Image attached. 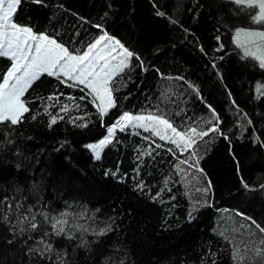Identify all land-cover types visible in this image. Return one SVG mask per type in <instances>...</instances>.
<instances>
[{
    "label": "trees",
    "instance_id": "1",
    "mask_svg": "<svg viewBox=\"0 0 264 264\" xmlns=\"http://www.w3.org/2000/svg\"><path fill=\"white\" fill-rule=\"evenodd\" d=\"M255 13L232 0H21L14 22L70 52L106 32L140 60L116 77L103 120L80 87L44 74L23 97L22 123L0 125V264H264V69L232 39L239 27L264 29ZM10 66L0 57V81ZM209 106L220 132L195 146L202 171L143 129L117 130L98 160L85 147L124 112L205 130ZM33 214L39 227L21 232L18 219ZM51 218L66 231L55 235ZM45 233L52 251L40 255Z\"/></svg>",
    "mask_w": 264,
    "mask_h": 264
},
{
    "label": "snow or ice",
    "instance_id": "2",
    "mask_svg": "<svg viewBox=\"0 0 264 264\" xmlns=\"http://www.w3.org/2000/svg\"><path fill=\"white\" fill-rule=\"evenodd\" d=\"M35 2L41 3V0H35ZM232 2L249 9L258 8L259 11L252 17V20L257 24L264 23V0H232ZM20 4L21 0H0V57H7L11 61L10 68L2 74L3 79L0 81V125L11 127L22 123L24 114L29 112L27 102L23 97L44 74L55 77L70 87H80V90L86 93V96H81L80 99L84 100L90 97V103L96 108L97 114L103 120L110 110L116 107L113 95L116 90L114 87L116 77L129 67L133 58L139 61L140 57L106 32H102L98 38L90 42L86 50H82L79 54H73L67 47L59 44L48 35L36 34L30 27L19 26L14 23V15ZM158 15L163 16L165 13L159 12ZM173 22L175 23V21ZM95 27L102 30L103 26L96 25ZM232 39L235 46L242 50V60L258 61L259 67L264 69V31L237 29ZM219 40L220 37L217 36V41ZM253 46H255V50H253ZM222 48L223 44L221 43L217 51ZM201 50L203 51V49ZM140 66L143 67L142 62ZM69 82L71 83L69 84ZM189 86L198 92L194 86ZM256 91L264 95V84L258 82ZM47 99L54 100L56 98L49 96ZM209 109L213 117V120L208 122L211 124L210 127L205 130L188 127L183 131L178 130L170 120L159 114L134 115L124 112L111 126L107 127L106 136L97 143L88 144L85 147L91 150L94 158L98 160L103 149L113 142L117 130L124 132L129 128L143 129L144 132L150 134L144 139L156 137L160 141L171 144L173 147L169 148L168 151L173 155H176L177 152L181 156L188 153L189 158L181 160L180 163L189 164V160H192L194 163L189 164V167H195L198 171H202L199 169V157L195 152V146L199 140H203L209 134L220 132L219 117L215 110L211 109V106ZM61 111L67 112L68 106H63ZM57 119V116H53L50 126L55 124ZM59 119H63V117H59ZM78 119H82V117ZM79 126L84 127L86 125L81 124ZM256 139L259 141V137ZM156 147L159 148L162 145L156 144ZM241 183L245 188L249 187L243 178H241ZM260 187L264 189V185ZM210 188L211 184L203 191L207 193ZM41 215L45 216V220H49L47 214L41 213ZM64 215L66 214H62V217ZM189 217L191 218V213H189ZM4 220L7 221L8 217L5 216ZM17 223L22 226L21 232L28 229L36 230L39 227L35 222V214L32 215L31 219L28 216H22ZM67 224L66 219L51 218V228L57 236L66 231L65 225ZM257 227L259 228L258 225ZM259 230L264 233V228H259ZM104 231L102 229L100 234H103ZM47 235L48 233H45L37 241L38 245H43V251L39 247L35 249L40 255L52 251V245L45 239ZM29 251L31 252L33 249H29ZM256 253L262 255L264 249L257 248Z\"/></svg>",
    "mask_w": 264,
    "mask_h": 264
},
{
    "label": "rangeland",
    "instance_id": "3",
    "mask_svg": "<svg viewBox=\"0 0 264 264\" xmlns=\"http://www.w3.org/2000/svg\"><path fill=\"white\" fill-rule=\"evenodd\" d=\"M258 11H259V9L258 8H256V13H255V15L258 13ZM15 23V22H14ZM17 24V23H16ZM17 25H19V24H17ZM19 26H25V25H19ZM26 27H28V26H26ZM237 29H245V30H248V31H264V29L263 28H253V27H239V28H236L235 30H234V33H235V31L237 30ZM34 32V31H33ZM34 33H36V32H34ZM36 34H40V33H36ZM234 35V34H233ZM109 36H111V35H109ZM112 37V36H111ZM114 38V37H113ZM117 40V39H116ZM253 50H255V46H253ZM73 54H79V53H73ZM129 113V112H128ZM131 114H133V113H131ZM141 114H143V115H147V114H144V113H141ZM134 115H136V114H134ZM112 124H110L109 126H111ZM109 126H107V127H109ZM107 135V128H106V133L100 138V139H102L104 136H106ZM100 139H98V140H96V141H91V142H88L86 145H88V144H94V143H97Z\"/></svg>",
    "mask_w": 264,
    "mask_h": 264
}]
</instances>
